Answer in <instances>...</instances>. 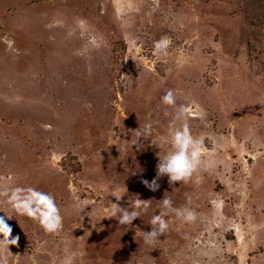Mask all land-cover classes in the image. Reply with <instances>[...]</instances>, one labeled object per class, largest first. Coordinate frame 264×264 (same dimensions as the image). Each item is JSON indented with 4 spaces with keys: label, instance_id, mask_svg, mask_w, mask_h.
Segmentation results:
<instances>
[{
    "label": "rangeland",
    "instance_id": "374dc122",
    "mask_svg": "<svg viewBox=\"0 0 264 264\" xmlns=\"http://www.w3.org/2000/svg\"><path fill=\"white\" fill-rule=\"evenodd\" d=\"M180 106L175 127L207 152L152 192ZM33 192L54 199L57 233L18 210L39 208ZM117 195L149 206L120 225ZM163 198L196 218L169 212L145 244ZM0 216L17 238L0 264H264V0H0Z\"/></svg>",
    "mask_w": 264,
    "mask_h": 264
},
{
    "label": "clouds",
    "instance_id": "9594fccd",
    "mask_svg": "<svg viewBox=\"0 0 264 264\" xmlns=\"http://www.w3.org/2000/svg\"><path fill=\"white\" fill-rule=\"evenodd\" d=\"M171 44L170 38H162L154 45V52L157 55H166L167 49ZM162 103L166 106H175L176 100L172 90H168L162 97ZM186 109L180 106L177 109L174 122L169 129L167 137L164 139V143L169 147L161 154L158 152V163L156 165V175L150 181L143 180L142 183L152 192H156L160 188L159 181L167 177L169 185H174L181 181L187 182L192 174L202 164L201 157L206 154L207 150L204 147V138H196L191 134V131L187 124H184L180 128L175 127V121L184 118ZM138 141L143 138L149 140L153 134L151 124L144 125L143 129L140 127L134 132ZM33 196L39 197V208L34 209L30 203L25 202L21 205H17L18 210H22L23 214H27L31 217L39 219L41 226L48 233H57L62 227V217L59 214L54 199L46 194H38L33 192ZM117 202H110V207L105 208V212L109 218H117L120 225H132L133 221L140 217L141 212L146 209L148 201L135 199L131 203V209H125L118 203L123 196H113ZM169 212H173L183 222H192L196 218V214L189 208H174L172 201L168 198L162 199V210L159 214H156L151 219V230L144 233L145 244H154L159 237L165 233L168 228V222L165 219ZM0 234L4 239L0 240V245H3L5 241L8 244L14 243L17 238H11L12 228L6 222L5 218L0 216ZM64 264H73V258L69 257L64 261Z\"/></svg>",
    "mask_w": 264,
    "mask_h": 264
},
{
    "label": "trees",
    "instance_id": "16d2710c",
    "mask_svg": "<svg viewBox=\"0 0 264 264\" xmlns=\"http://www.w3.org/2000/svg\"><path fill=\"white\" fill-rule=\"evenodd\" d=\"M260 1H262V0H260Z\"/></svg>",
    "mask_w": 264,
    "mask_h": 264
}]
</instances>
